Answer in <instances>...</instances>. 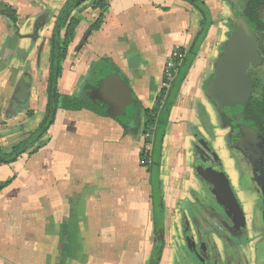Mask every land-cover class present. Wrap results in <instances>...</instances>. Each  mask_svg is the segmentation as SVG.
<instances>
[{"label":"crops","instance_id":"1","mask_svg":"<svg viewBox=\"0 0 264 264\" xmlns=\"http://www.w3.org/2000/svg\"><path fill=\"white\" fill-rule=\"evenodd\" d=\"M165 1L108 0L105 11L90 6V12L81 16L62 63L58 92L80 98L76 94L77 85L88 70L90 78L84 83L85 88L97 86L107 74H118L134 95V111L129 114L125 109L124 114L117 115L130 116L126 130L112 117L94 109L59 108L46 132L60 129L48 145L34 151L43 141L45 132L14 161L0 162V264H150L157 241L149 237V232L147 235L146 231L141 230L140 219L144 213L139 204L137 187L132 185L125 189L119 178L125 176L126 170H130L127 142L139 134L138 119L134 122L132 117L138 115L139 118L142 113L144 145L135 156V160L138 158L142 162V151L151 152L155 146L154 137H151L150 143H146L143 111L153 107L163 86L165 62L172 59L175 48L180 46L188 50L195 42V13L190 12V8L182 1H179V7H173ZM64 2L0 0L16 14L15 22L7 15L0 14V149L4 152H10L14 145L30 137L44 117L50 64L49 38ZM97 13H103L100 28L86 33L82 46L74 49ZM204 51L205 42L195 55L174 99L163 137L158 140V153L154 154V159L153 156L149 157L150 162L157 160L160 164L162 146L169 145L170 148L166 149L170 153L171 164L169 195L176 198L168 227L164 218V245L158 264H182L180 260L189 257L194 250V247L192 249L186 244L179 218L182 213L187 217V211L198 215L199 202L202 201L204 205L201 210L204 219H211L216 228L220 227L213 209L217 205L210 200V193L214 191L215 185L217 187L219 180L210 178V184L202 177H197V165H193L191 149L192 134L184 129L186 120L195 122L198 127L200 125V132L197 131L202 144L199 152L209 154L205 149H212L214 161L220 159V173L226 181L227 175L234 187L239 188V168L227 145L214 104L216 125L210 122L208 112L202 110L204 114L201 111L198 117L193 108L182 110L181 107L190 106V101L186 104L184 101L191 100L186 99L187 88L192 89L196 74L200 76L198 82L201 84L211 57L216 52L217 63L222 54V50L218 54L215 49H211V53L204 57ZM110 64L115 66L114 70L107 67ZM95 66L107 67L109 71L103 73L101 70L95 74ZM71 67L80 71V75L71 73ZM21 83L28 87L29 102L34 103L39 93L43 97L39 111L35 104L30 108L33 110L32 115L25 108L14 104V95H18L17 87ZM205 100L200 99L203 106H206ZM208 137L212 139L211 144L206 140ZM203 143H209L210 146L205 148ZM187 162H190V167H187ZM81 170L87 172L89 180H96L95 176H102L103 180L97 179L86 184L87 189L81 187L78 198L76 193L74 198H70L69 194L75 192V184L80 183L74 179L72 172ZM130 175L133 177V174ZM144 176L150 187L149 200L153 209L152 185L147 168ZM182 184V189L188 187L186 191L190 190L181 193ZM230 195L233 196L236 210L232 205L222 203L215 194L211 196L234 214L237 212L235 215L248 221L252 229L254 213L250 198L239 192L242 209L231 192ZM84 201L86 206H80L79 202ZM175 212L178 215L174 218ZM187 219L190 220L189 217ZM150 223L149 219L148 225ZM211 228L207 229V236L221 249V239L217 231ZM198 234L193 229L192 241ZM201 238L205 239L203 235ZM240 252L243 255L252 254L253 247L244 245Z\"/></svg>","mask_w":264,"mask_h":264},{"label":"rangeland","instance_id":"2","mask_svg":"<svg viewBox=\"0 0 264 264\" xmlns=\"http://www.w3.org/2000/svg\"><path fill=\"white\" fill-rule=\"evenodd\" d=\"M179 1L184 2V4L186 3L187 6L190 8V12L195 13L197 27H196V30L193 31V36H194L193 38L194 39L196 37V33L201 28L200 23L202 21H205V23L206 22L208 23V24H206L205 38L201 39V42L199 44H196V45H198V50H199L200 47L202 46V44L205 42L204 57L207 54L211 53L210 52L211 49H213V50L215 49V51H217V52L218 51L220 52L222 50V52H223L225 45L228 42L229 36L235 30V26L240 21V18L244 16L245 5L237 3V0H199L200 2H202L201 7L205 12V14H202L199 11V9H197L195 6H193L191 3H189L186 0H167L165 2L169 5H174L173 7H179L180 6ZM90 6H91V1L85 2L82 4L81 8L74 13V16L79 18V22L81 20V16H84L86 12L87 13L90 12V10H88ZM86 9H87V11H86ZM73 11H72V13H73ZM98 16L99 15L97 13L95 15V17L93 18V21L91 22V24L88 26L87 31L84 34V37L81 38V42L77 46H74V49L80 48L82 46V44L84 43V40H85L86 33L92 31V26L96 22ZM262 16H263V20H264V11H263ZM248 25H249V23H248ZM53 29H54V27H53ZM53 29H52V35L49 38L50 42H51V38L53 36ZM63 32H64L63 30L60 31L61 38H63ZM246 33H248V31H246ZM259 34L262 35L260 32H256V35H259ZM70 43H71V41H70ZM70 43H69V45H70ZM69 45H68V49H69ZM261 45L264 46V39H262V38H260V40L258 42V46L261 47ZM198 50H197V52H198ZM219 52H218V54H219ZM67 53H68V51H67ZM216 55H217V53L215 52L214 56L211 57L210 61L209 62L206 61V63L208 62L207 63V73H205V75L203 74L202 79H201V84H199V82H198V80H200V76L197 73L195 82L192 84L193 87H191L192 89H189L190 87L187 88V98L186 99L191 98V100H186V101H184V103L186 104L187 101H190L189 108H187L186 105L184 107L181 106L182 110H185V109L190 110L191 108H193L195 110V112L198 114V117H199V113H202L203 111L205 113L208 112V118H209L210 122L215 123V125L217 124L215 109H214L212 102L206 96L205 90L211 81V76L213 74V68H214V65L216 63V61H215ZM170 60H171V58H170ZM170 60L166 61L165 64L170 62ZM107 67H109L112 70L115 69V66L113 64H110ZM107 67L104 68L101 66H99V67L95 66L93 68V71L95 74L99 73V71H101V70L103 73H105V72L109 71V68H107ZM210 69H211V71H210ZM70 71H71V73L75 74V72H76L77 75H80V71L72 69V67H71ZM257 72H258V76L260 78H263V80H264V65L261 66L260 68H258ZM253 74L256 76L255 72ZM89 78H90V70L87 71L86 76L81 80V82H79L80 84L78 83L76 94L81 99H85V97L87 98V95H88V98L91 101H93L92 106L96 107L95 102H94L95 100H93L89 97L90 93H87V90L85 88L86 85H84V83L87 82L89 80ZM262 86L263 85H261V88H262ZM17 90H18V93H17L18 95L17 96L14 95L15 106L25 108L29 115L33 114V110L30 109V108H32L33 104L36 105L35 107L37 108L38 111L41 109L43 97L40 95V93L38 95V98L33 103V102H29L27 100L28 87L25 86V83L19 84L17 87ZM201 98L203 100L206 99L205 100L206 106H203L201 104V102H200ZM209 102H211V103H209ZM141 109H142V107H141ZM204 112H203V114H204ZM142 118H143L142 113L139 115V118H138V115L132 117L134 122L138 119L139 134L135 138H131L127 142V145H128V148H127V150H128V162L130 163V170H126L125 176L121 174L122 176L119 179L121 180V183L123 184L125 189H126V187H130L132 185H135V187H137V189H138V192L140 194L139 204L141 207V211L144 213L142 215V218L140 219V221H141L140 223H141V227H142L141 230L143 232L146 231L147 235L149 232V237H151V238L154 237L155 240L157 241V245H155L154 250L152 251V254H151V258H150V264H156L155 263L156 257H157V255L161 256L163 245H164V240H163V238H164V227H163L164 226V223H163L164 218H166V221L168 223L167 227H168L170 222H171V218H172L171 217V214L173 212L172 205H174L173 202L176 198H174V196L172 197L169 195L170 186H171V176L169 175V172H170L169 167L171 164H170V157H169L170 153H168L166 151V149H169L170 147H169V145L166 144L165 146L164 145L162 146V148H163L162 149V155H161V160H160V164H159V168H158V179H159V187H158V191H157V205H158V207L156 209L154 207H153V209H151L150 200H149V195L151 198V191H150V187L147 184V180L144 179L145 168L148 169L149 166L144 165V162L146 163V161L139 162L138 158L135 160L136 152H138L139 149L141 150V148L144 145V143H143L144 137L142 136V133H141L142 124H143ZM199 127H200V125H199ZM199 127H198V125H195V122H192V121L189 122L188 120H186L184 123V129L186 131L188 130L189 133L192 134V138H193V144H192L191 149L193 151V154H192L193 165L194 164L197 165L196 166L197 167L196 168L197 177H202L200 174L202 169H208L207 172H211L210 177L213 180L219 179L222 183H224L226 185V180H225L224 176H221L220 174H218V173H220V170L218 169L217 164L215 165L214 155L210 151L212 149H210V148L205 149L207 152H209V154L204 153V152L202 154L201 152H199V148H201V145H202L201 144V137H200L199 133L197 135V131L200 132V130H198ZM59 129L60 128L56 129L54 132L53 131L46 132L43 141L40 142V146L37 149H34V148H32V149H34V151H35V150H38L39 148H42V147L48 145L54 139V137L57 134V132L59 131ZM206 140H207V142H209L211 144L212 139L210 137L206 138ZM209 143H207V144L203 143V146H205V148H206L207 146H210ZM4 150L6 151V149H4ZM203 158H207V160H204ZM150 161H151V159L149 158L147 162L149 163ZM189 163L187 162V167H190ZM109 167H110V169L112 168L111 165ZM130 174H133V177ZM72 175L74 176V179L78 180L80 183L75 184V192H71L69 194L71 196L70 198H74L73 196L75 193H76V198H78L79 197L78 196L79 191H82V190H80V188L81 187L86 188V184L92 183L93 181H96L97 179H99L100 181L103 180L101 178L102 176L99 178H98V176L97 177L95 176L94 179H96V180H89V178H87V176H88L87 172H84L82 170L78 171L77 173L72 172ZM132 181H134V182H132ZM193 181L196 183L195 179ZM101 184H103V182ZM182 186H183V184L180 186V190L182 189ZM105 187L106 186H104V188ZM187 188L188 187H185L184 189H182L181 193L188 192L190 189H188L186 191ZM100 189H102V185H100ZM178 193H179V190H178ZM210 194L211 195L215 194L218 197V199L224 204H230L232 206L234 204V199H233L232 195H227V194L222 195L221 192L217 191L216 189H214V191H212V193H210ZM80 200H82V199H78V201H80ZM166 202H167V204H166ZM79 204H81L80 206H86L85 201L79 202ZM120 206H121V203H120ZM233 208H234V210H236L237 207L233 206ZM187 212H188L189 217L192 218L193 213L191 211H187ZM235 214L237 215L238 213L236 212ZM126 215L128 216L127 213H126ZM177 215L178 214H176V212H175V215H173L174 218L177 217ZM149 219H150L151 223L148 225ZM179 219L181 221V224H179L180 230L182 232V235L185 238L186 244H188V242L191 241V239H193L192 238L193 229L195 231H200L201 234L199 233L198 236L202 237V235H203L205 239H206V237H208V239H209V236H207V229H209L211 227H212L211 229H213L215 231L217 229L216 225L211 222V219L205 220L204 218L201 217L202 221L205 222V224H203V222H202L201 225H199L198 219H195L196 222L193 221L192 223H188V219H187V217H185V215L183 213L180 215ZM198 226H199V229H198ZM177 227H178V225H176V223H175V228H177ZM209 246H211V244ZM262 249L263 248H261V247L257 248V252L260 253V255H262L261 254ZM202 251H207V250H202ZM191 253L192 254L189 257H184L183 260H180L182 264H205L204 263L205 260H202L203 254L199 251V248L196 245H194V250L191 251ZM206 254H209V253H206ZM160 256L158 257L157 260H159ZM206 258H207V255H206ZM157 263H159V262H157Z\"/></svg>","mask_w":264,"mask_h":264},{"label":"trees","instance_id":"3","mask_svg":"<svg viewBox=\"0 0 264 264\" xmlns=\"http://www.w3.org/2000/svg\"><path fill=\"white\" fill-rule=\"evenodd\" d=\"M91 1L92 9H99L100 11H105L108 7V0H65L58 16L56 23L53 29V36L50 42V64H49V74L47 80V89H46V106L45 114L42 121L39 123L38 127L34 133L28 137L26 140L14 145L10 152H4L0 149V162L10 163L14 161L21 153L25 152L28 146L36 141L43 133H45L49 127L52 125L55 119L56 111L59 108L70 109V110H79L82 108H90L96 110L102 115L112 117L120 124L124 126L127 130L128 123L130 122V116H112L104 108L103 105L98 104L96 101V107L92 106L93 101L86 98L81 99L78 97H71L67 95H61L58 92V80L62 75V63L66 58L68 45L72 40L75 29L79 24V18L72 15V11L75 10L81 4ZM195 6L202 14H205L204 10L201 7L199 0H186ZM244 18L246 22L249 23V26L255 32H260L262 35L258 36V42L260 38L264 39V20H263V11H264V0H246L244 3ZM0 14L7 15L13 22L16 21L15 11L8 5L0 3ZM103 22V13H100L96 22L92 26L93 30H98ZM206 24L205 21L200 23L201 28L198 30L194 45L188 50L178 46L175 48L172 56V64L168 66L167 64L163 70L162 82L163 86L160 89L159 93L156 96L153 107L144 109L143 113L145 116L144 123V134L146 135V143H150L151 137H154L155 146L151 148V152L148 150H143L141 154V160L144 162L145 166L148 167V172L150 173V184L152 185V198L154 202V208L158 207L157 205V191L159 187L158 179V165L159 161H152L148 163L149 157L158 153L159 146L158 140L163 137L164 129L166 127L169 112L174 103V99L178 94L181 84L186 78V75L192 66L193 59L197 53L198 45L201 42V39L205 38L206 35ZM64 30V36L61 38L60 31ZM71 39V40H70ZM261 42V41H260ZM197 46V47H196ZM262 46V45H261ZM263 47V46H262ZM93 87L87 86V93ZM134 97V95H132ZM264 96V95H263ZM258 101H248L245 105L244 112L247 117L254 116L260 117L264 115V97ZM136 132V130H133ZM153 141V140H152ZM159 254V253H158ZM157 255L155 263L158 264Z\"/></svg>","mask_w":264,"mask_h":264},{"label":"flooded vegetation","instance_id":"4","mask_svg":"<svg viewBox=\"0 0 264 264\" xmlns=\"http://www.w3.org/2000/svg\"><path fill=\"white\" fill-rule=\"evenodd\" d=\"M251 31L257 37L256 49L261 61L256 64L250 62L246 68L251 87L250 96L245 104L236 111H232L221 105V100L225 99L226 95L224 92L218 90L220 81L216 79L215 68L211 76L213 89L210 88L213 99L211 100L206 92L205 94L215 106L220 127L224 130L227 145L239 168L238 189L234 187L226 174V184L229 187L218 179L219 182L215 189L221 192L222 195H230L231 192L241 208L242 203L240 202L239 192H243L244 195L250 198L249 202L252 204L251 208L254 213L251 223L252 229L248 221H244V218H240V216L237 217L232 210L219 204L210 195V200L217 205L213 209L215 217L220 221V227L218 226L219 228L217 227L216 231L221 239L222 248L218 249L208 237L203 239L197 236L195 241H192L194 240V236H192L193 239L188 242V246L192 247V249L194 245L199 248V251L203 254L202 260H205V264H264V115L260 117H247L244 112L245 105L249 100L258 101L264 95V80L258 76L257 72V69L264 65V46H258V36L254 30L251 29ZM254 72L256 76L253 74ZM261 85H263L262 88ZM101 92L104 91H101L100 84H98L89 93L98 95ZM94 100L102 106V102L98 97ZM203 159L207 160V158ZM214 162L217 166L221 164L220 159ZM219 166L218 169L221 171ZM199 203H201V206L197 211L198 215L194 214L192 218L187 215L190 218L188 223H192L195 219H198L199 225L203 222L201 217L205 218V216L201 210L204 205L202 201ZM196 232L200 233V231ZM210 244L211 246H209ZM244 245H251L253 247L252 254H241L240 250ZM258 247L263 248L262 255L257 252Z\"/></svg>","mask_w":264,"mask_h":264},{"label":"water","instance_id":"5","mask_svg":"<svg viewBox=\"0 0 264 264\" xmlns=\"http://www.w3.org/2000/svg\"><path fill=\"white\" fill-rule=\"evenodd\" d=\"M245 1L237 0V3L243 4ZM256 46L257 37L252 33L250 26L243 16L229 36L224 52L215 65L216 79L220 81L218 90L224 92L226 95V98L221 100V105L232 111H236L243 106L250 96L251 84L248 80L246 68L250 62L256 64L261 61ZM212 86L213 80L211 79L205 90L211 100L213 99L210 90V88L213 89ZM100 89L104 92L98 95L91 93L89 97L93 100L98 97L102 102L103 108L110 115L117 116L124 114L125 109H127L129 114L133 113L135 102L132 93L126 82L118 74L103 76ZM207 171L208 169H202L200 174L207 183L211 184V172ZM218 174L223 176L222 173Z\"/></svg>","mask_w":264,"mask_h":264},{"label":"built area","instance_id":"6","mask_svg":"<svg viewBox=\"0 0 264 264\" xmlns=\"http://www.w3.org/2000/svg\"><path fill=\"white\" fill-rule=\"evenodd\" d=\"M172 64V59L170 60V62L167 63L168 66H170Z\"/></svg>","mask_w":264,"mask_h":264}]
</instances>
